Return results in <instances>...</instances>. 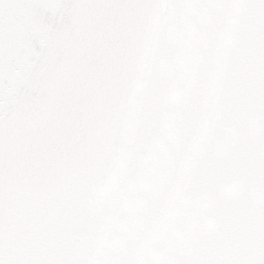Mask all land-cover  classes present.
Returning <instances> with one entry per match:
<instances>
[{"label":"water","instance_id":"water-1","mask_svg":"<svg viewBox=\"0 0 264 264\" xmlns=\"http://www.w3.org/2000/svg\"><path fill=\"white\" fill-rule=\"evenodd\" d=\"M164 1L0 0V264H97L77 237L125 146Z\"/></svg>","mask_w":264,"mask_h":264},{"label":"flooded vegetation","instance_id":"flooded-vegetation-1","mask_svg":"<svg viewBox=\"0 0 264 264\" xmlns=\"http://www.w3.org/2000/svg\"><path fill=\"white\" fill-rule=\"evenodd\" d=\"M212 1L177 110L162 196L120 264H264V40L258 47L256 40L264 0ZM118 163L107 167L98 194L115 200L106 225L118 208L124 216L145 171L128 163L115 199L111 172Z\"/></svg>","mask_w":264,"mask_h":264},{"label":"rangeland","instance_id":"rangeland-1","mask_svg":"<svg viewBox=\"0 0 264 264\" xmlns=\"http://www.w3.org/2000/svg\"><path fill=\"white\" fill-rule=\"evenodd\" d=\"M169 4L173 6V16ZM165 5L152 38L128 137L119 163L114 167L116 171L111 173L114 191H118L113 197L120 195L128 163L135 168L144 164L145 171L126 213L120 218L118 208L115 217L109 219L110 225H106L107 216L115 200L112 195L108 199L104 194L96 200L85 234L91 253L103 238L98 264H120L144 217L162 196L159 184L165 175L166 162L172 158L179 119L177 110L181 108L185 81L191 76L204 30L215 9L212 0H181L180 3L165 0ZM171 28L173 50L168 38Z\"/></svg>","mask_w":264,"mask_h":264}]
</instances>
